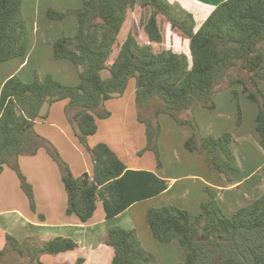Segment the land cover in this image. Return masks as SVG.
I'll return each mask as SVG.
<instances>
[{
  "label": "trees",
  "instance_id": "trees-1",
  "mask_svg": "<svg viewBox=\"0 0 264 264\" xmlns=\"http://www.w3.org/2000/svg\"><path fill=\"white\" fill-rule=\"evenodd\" d=\"M23 1L0 0V65L29 51L31 33ZM137 8L143 12L140 20L147 42L134 30L123 36L129 13ZM72 14L77 17V32L62 34L52 47L55 59L69 60L78 68L79 84L66 85L50 74L42 80L36 73L32 82L14 75L0 94V177L6 167L17 170L34 212L32 186L18 161L37 154L43 142L49 143L35 131V124L46 120L47 108L62 100H68L69 121L94 162L92 175L75 177L59 151L47 149L63 167L69 216L89 224L100 201L105 218L111 219L169 189L170 181L156 173L129 169L108 144L90 147L88 143L98 131L96 119L106 117L100 112L105 102L123 96L131 79H135L138 120L144 124L147 150L156 154L159 170L163 168L159 117L169 115L179 124L191 126L192 135L184 143L187 151L197 152L208 169L224 180L240 178L242 168L234 151L237 141L231 133L202 136L192 116L179 118L195 104L216 110L215 94L236 85L258 106V148L264 153V0H220L199 28L193 13L169 0H84L78 9L47 11L53 20ZM162 21L188 40L189 52L155 50L154 45L164 40ZM234 93L239 97V91ZM237 122H243L240 106ZM205 191L209 199L201 204L199 213L175 205L150 207L146 220L154 239L159 244H178L185 259L177 264H264V193L247 206L225 213L217 192L208 187ZM103 242L113 250L111 264H158L136 229L110 227ZM78 247L69 237L45 240L29 236L19 241L6 233L0 264H45L43 256L73 252ZM85 262L78 258L72 264Z\"/></svg>",
  "mask_w": 264,
  "mask_h": 264
},
{
  "label": "crops",
  "instance_id": "crops-1",
  "mask_svg": "<svg viewBox=\"0 0 264 264\" xmlns=\"http://www.w3.org/2000/svg\"><path fill=\"white\" fill-rule=\"evenodd\" d=\"M28 1L30 3H28ZM169 1L171 3L179 4L189 12L193 13L198 24L197 28L200 27L220 3V0ZM83 3L84 0L23 1V13L31 33L29 51L24 57L15 58L0 65V70L6 72L0 80V94L3 84L7 79L14 75H19L26 82H32L35 79L36 73H38L42 80L50 74L66 85L79 84L80 77L78 68L69 60L55 59L52 47V44L62 34L71 36L77 32V17L72 14L63 20H53L47 16V11L49 8H53L60 12H66L70 9L81 8ZM53 5L55 7H53ZM229 94V92L215 94L214 100L216 103V111L225 104L222 99H224L225 102L227 100L233 102ZM201 108L203 107L193 106L191 112L185 113L186 115L184 119L187 120L192 116L197 121L200 128V123H202L200 118H206V112ZM53 113L54 111L49 114L48 111V118L46 120L37 121L35 124L37 133L48 140L50 144L43 142V150L41 148L35 155L22 156L18 161L20 170L26 178V182L32 186L37 212L32 210L30 199L23 189L22 183H20L21 181L19 182V177L17 173H15V170L6 167L1 174L0 206H2L0 208V250L5 245L6 233L14 236L19 241H23L29 236H38L45 240L57 237H69L79 243V247L73 252L57 256H43L42 260L45 264H72L78 258H84L86 261L85 264H111L113 250L105 245L103 240L110 227L119 226L125 229H136L142 244L155 255L158 264H177L185 259V255L179 248L178 244L175 242L167 245L159 244L154 239L150 227L146 225L147 220L145 221V219L150 207H157L158 205L163 206L165 202H163L162 199L170 197L168 205H171L174 201H179L182 203V206H175L190 211L191 209H194L196 211L200 207L198 206L199 201L206 202V196L204 194H206L205 188L208 187L217 192L218 201L223 207L222 209L227 207L225 211H235L247 206L255 198L264 193V153L258 148L259 138L255 134L250 137L246 132H243L239 134L243 135L242 137H239V135L236 136L237 142L235 147L237 148L236 151L240 159L242 174L235 182H228L222 179V177L219 179L216 171H210L206 162L204 161V163L202 161L204 159L198 156L197 152L189 153L184 147L182 152H178L175 148L173 149V153L176 152L177 154L171 155L170 161L173 165V169L175 167L178 169H180V167H185V169L188 170V167L186 166H190V163H192L190 168L193 166L198 167H193L191 172L187 171L184 174H175V171L168 168L166 165L163 166L161 170H158V168H153L151 166V162H146V164L143 162L138 163L133 157L128 158L124 156V149H126L128 153L131 152L129 151V147L122 148L119 153L110 146L111 144L102 141L103 143L108 144L111 149L118 154L129 169L152 171L159 177L170 181V186L166 192L159 196L136 203L122 214L111 219L105 218L104 212L101 210L102 202L99 201L96 213L90 223L82 224L77 217L69 216L67 214L68 198L66 201L67 193L64 196L65 187H59L56 192L51 181L47 180L48 170L52 168V164L55 168L53 173H59L55 165L56 162L53 161L49 154H47V149L55 147L60 154L66 150L72 151L75 159H70L71 161H69L67 165L75 177H79L85 173L92 175L94 162L93 159L84 153L80 145L77 143V140L75 139V127L69 121L68 116L65 113L61 114L58 117V122L53 118L55 116ZM135 118L139 121L138 115H136ZM124 119H127L126 116L123 120ZM183 126L186 127L179 131L182 146H184L183 144L192 135L191 126ZM39 127L42 128L41 131L38 130ZM124 127H127V125L124 124ZM211 128L212 126L209 125V131H212ZM119 138H121V136ZM250 138L255 145H252L248 141ZM124 142V140H120L121 144ZM89 144H91L90 141ZM44 152L45 156L43 159L42 154ZM204 170H208V177L200 176V174H198L202 173ZM60 173L62 182V172ZM192 180H195L196 184L198 181L201 182V189H199L201 191H198V188L193 187V185L188 183V181ZM202 190L204 192L203 194L200 193ZM43 191L52 198L49 202V208L42 203L43 196L41 195L39 199L37 195L39 192L42 194ZM59 194L63 201L56 205V203H58ZM159 201L160 204H158ZM193 201L195 202L194 205L191 204ZM40 208L41 211L39 210ZM38 213H40V216L43 215L45 220H41ZM52 216L55 217L52 219Z\"/></svg>",
  "mask_w": 264,
  "mask_h": 264
},
{
  "label": "rangeland",
  "instance_id": "rangeland-1",
  "mask_svg": "<svg viewBox=\"0 0 264 264\" xmlns=\"http://www.w3.org/2000/svg\"><path fill=\"white\" fill-rule=\"evenodd\" d=\"M28 3H30V2L28 1ZM53 7H55V6L53 5ZM141 13H143V12L140 11L139 8H137V10L135 9L133 11H130L129 19H128L127 25L124 29V35L123 36H125L129 31L134 30L138 37H140V38L142 37L143 40L145 42H147V36L144 33L142 25H141V20H140L141 19ZM162 31H163L164 40H163L162 44H155L154 45V48L156 51H159L161 49H171L175 52H184V51L189 52L188 40L185 39L183 36H181V34L173 32L170 28V25L167 22L162 21ZM5 73L6 72L0 70V80ZM105 76H106V74H105ZM235 91H239V97L235 96V93H234ZM221 92L222 93L229 92L230 93L229 95L231 96V99L233 102H231L230 100H227L225 102V100L222 99L225 104H223L218 111H216V110L210 111V110H207L205 108H201L203 111L206 112L205 113L206 118L205 117L200 118V120L202 122V123H200V130H201L202 135L203 136L212 135L214 137H219L222 134L229 132L235 137V139H237L236 136H238L239 134H241L243 132H246V134L249 135L250 137L253 134L258 136V134L256 132V125H257L256 124V118L258 115V106L255 103H253L247 97V95L242 91V87L239 85L233 86L232 88H229V89L221 90V91L217 92L216 94L221 93ZM194 106L201 107L198 104H195ZM239 106L241 107V110L243 111V114H242L243 122L241 125H238V122H237L238 118H239ZM47 109L49 111V114H51L54 111L53 114L55 116L53 118L56 121H58V117L61 114L65 113L67 115L68 100H62V101L55 102ZM100 112L102 114H106V117L105 118H99L98 117L96 119L98 131L94 136H91L89 138L88 143L90 141V143H91V144H89L90 147H95L99 143H103L102 141H106V143L111 144L110 146H112L116 150V152H119V153H120L122 148L124 149L126 147H129V151H131V152L128 153V151L126 149H124V151H123L124 156H126L128 158L133 157L134 160H136L138 163L143 162L144 164H146V162L147 163L151 162V166L153 168H157V159L155 156L156 154L151 150H147V142H146L147 137H146V134L144 132V124H142L140 121H137L135 118V116L138 115L136 102H135V79L130 80L127 91L123 96L106 101L105 104L103 105V107L101 108ZM185 113L186 112L179 114V118L181 120H185L184 119L185 115H186ZM125 116L127 119L123 120V118ZM159 123L161 126L160 138H159V142H158L160 160H161L163 166L166 165V166H168V168L173 169V165L170 161L171 155H177L176 152L173 153L174 148L178 152H182L184 146L181 145V142H180L181 138H180L179 131H180V129H184L186 126L179 124L173 117H171L169 115L160 116ZM124 124H126L127 127H124ZM209 125L212 126V128H211L212 131H209ZM38 130L41 131L42 128L39 127ZM35 131H36V129H35ZM73 133H74V131H73ZM119 135L121 136V138H119L120 137ZM242 136L243 135H239V137H242ZM75 139L77 140V143L80 145V147L82 148L84 153L86 155H88L91 159H93L91 152L79 141L76 134H75ZM121 139L125 141L122 144L120 143ZM248 141L252 145H255L254 142L251 140V138ZM235 148L236 147H234V151H235L236 155H238V153L236 151L237 148L236 149ZM42 150H43V148H42ZM189 153H191V152H189ZM47 154H49L48 151H47ZM73 154L74 153L72 151L66 150L65 152L63 151V153L60 154V157L64 163H68L69 161H71L70 159H75V156ZM197 155L200 156L199 154H197ZM44 156H45V152L42 154L43 159H44ZM52 159H53V161H55L57 163V164L55 163V165H56L59 173L58 172L53 173L55 168L52 164V168L50 170H48L47 180L51 181L52 186L54 187V189L57 192L59 187H64L63 186L64 184H62L63 181L61 182V173H60V172H62L63 167H62L61 163L59 162L58 158L52 157ZM202 161L204 162V160H202ZM63 166H64V164H63ZM190 166H192V163H190ZM190 166H186V167H188V170H186L185 167H180V169L175 167L173 170L175 171V174H178V173L184 174L187 171L191 172L193 167H198V166H193L192 168H190ZM200 168H202V167H200ZM195 169H197V168H195ZM16 171H15V173H17ZM206 171L204 170V171H202V173H198V174H200V176L208 177L209 172H208V170H206ZM216 174L218 175V178L221 179L220 174L218 172H216ZM18 177H19V175H18ZM212 180H213V178H212ZM20 181L21 180L19 178V182ZM188 183L193 185V187L198 188V191H201V190H199V189H201V182L200 181H198L197 184H196L195 180L188 181ZM10 184H11V180H10ZM200 193L203 194L204 193L203 190ZM37 195H38L39 199H40L41 195L43 196L42 203L49 208V202L51 201L52 198L49 197V195L47 193H45L44 191L42 192V194H41V192L37 193ZM65 195H66V192L64 190V196ZM204 195L206 196L205 201H207L209 199V195L207 192ZM169 200H170V197L162 199V201L165 202L163 205H165V204L168 205V202H170ZM62 201H63V199H62L61 195L59 194L58 203H56V205L60 204ZM66 201H67V196H66ZM202 202H204V201L198 202L199 203L198 206H200L199 209H197L196 211L194 209H191V211L194 213H199L201 211V203ZM66 204H67V202H66ZM158 204H160V201L158 202ZM172 204L182 206V203H180L179 201H174L171 203V205ZM191 204L194 205L195 202L193 201V202H191ZM44 205H43V207H44ZM1 206H0V208H1ZM159 206H161V205H158L157 207H159ZM189 207H190V205H189ZM224 208L225 209H223V210L225 213L233 212L231 210L225 211L227 209V207H224ZM39 210L41 211V208ZM101 210H103V207ZM103 212H104V210H103ZM42 213H44V212H42ZM38 216H40V213H38ZM54 217L55 216H52L51 218L53 219ZM145 221H146V219H145ZM146 225H148V224H146ZM141 231H142V228H141Z\"/></svg>",
  "mask_w": 264,
  "mask_h": 264
}]
</instances>
